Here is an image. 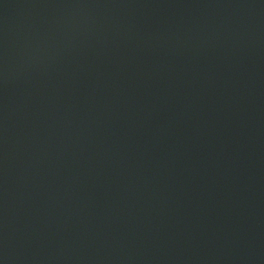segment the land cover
<instances>
[{"label":"water","instance_id":"1","mask_svg":"<svg viewBox=\"0 0 264 264\" xmlns=\"http://www.w3.org/2000/svg\"><path fill=\"white\" fill-rule=\"evenodd\" d=\"M0 264H264V0H0Z\"/></svg>","mask_w":264,"mask_h":264}]
</instances>
